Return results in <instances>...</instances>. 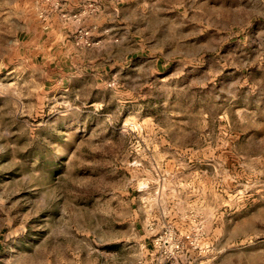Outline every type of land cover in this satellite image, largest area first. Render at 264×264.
<instances>
[{
  "label": "rangeland",
  "instance_id": "obj_1",
  "mask_svg": "<svg viewBox=\"0 0 264 264\" xmlns=\"http://www.w3.org/2000/svg\"><path fill=\"white\" fill-rule=\"evenodd\" d=\"M83 1L0 0V264H264V0Z\"/></svg>",
  "mask_w": 264,
  "mask_h": 264
},
{
  "label": "built area",
  "instance_id": "obj_2",
  "mask_svg": "<svg viewBox=\"0 0 264 264\" xmlns=\"http://www.w3.org/2000/svg\"><path fill=\"white\" fill-rule=\"evenodd\" d=\"M64 17L67 16L64 15ZM78 40L84 44H88V33L80 31ZM153 246L161 259V262L157 264H179L178 260L185 253L187 247H198L192 233L181 236L173 229H167L158 235L153 242ZM139 264L149 263L147 261H140Z\"/></svg>",
  "mask_w": 264,
  "mask_h": 264
},
{
  "label": "crops",
  "instance_id": "obj_3",
  "mask_svg": "<svg viewBox=\"0 0 264 264\" xmlns=\"http://www.w3.org/2000/svg\"><path fill=\"white\" fill-rule=\"evenodd\" d=\"M82 3H84L83 0H67V8L69 11H77L79 8L82 6ZM85 17V21H87ZM49 29L47 34V41L49 40L48 43H50L52 46L55 45H66L67 43H71V34L76 28L75 25H68L57 16H53L51 18V21L49 23ZM205 264H214L213 261H209L208 263Z\"/></svg>",
  "mask_w": 264,
  "mask_h": 264
}]
</instances>
